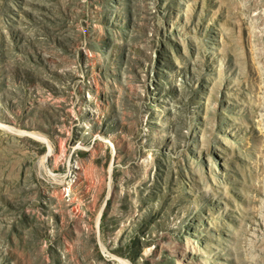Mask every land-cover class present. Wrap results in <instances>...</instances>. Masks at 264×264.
<instances>
[{
  "label": "rangeland",
  "instance_id": "rangeland-1",
  "mask_svg": "<svg viewBox=\"0 0 264 264\" xmlns=\"http://www.w3.org/2000/svg\"><path fill=\"white\" fill-rule=\"evenodd\" d=\"M0 264H264V0H0Z\"/></svg>",
  "mask_w": 264,
  "mask_h": 264
}]
</instances>
